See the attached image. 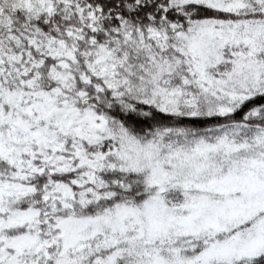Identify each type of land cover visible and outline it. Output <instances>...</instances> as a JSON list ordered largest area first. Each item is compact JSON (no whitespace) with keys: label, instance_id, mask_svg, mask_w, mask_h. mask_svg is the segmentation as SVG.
<instances>
[{"label":"snow or ice","instance_id":"1","mask_svg":"<svg viewBox=\"0 0 264 264\" xmlns=\"http://www.w3.org/2000/svg\"><path fill=\"white\" fill-rule=\"evenodd\" d=\"M0 264H264V0H0Z\"/></svg>","mask_w":264,"mask_h":264}]
</instances>
